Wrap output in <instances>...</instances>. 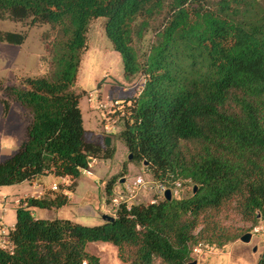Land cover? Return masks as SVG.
I'll return each instance as SVG.
<instances>
[{
	"label": "trees",
	"instance_id": "16d2710c",
	"mask_svg": "<svg viewBox=\"0 0 264 264\" xmlns=\"http://www.w3.org/2000/svg\"><path fill=\"white\" fill-rule=\"evenodd\" d=\"M98 17L125 77L142 81L133 100L115 105L116 131L88 139L83 92L72 87ZM4 18L56 30L51 73L6 87L29 122L25 139L0 160V186L47 174L75 181L91 159L112 158L119 139L134 160L147 162L153 181L186 180L192 189L121 204L114 220L96 225L36 218L31 208H60L67 196H27L15 208L0 264H101L87 250L91 242L113 244L121 264H189L197 245L223 249L252 230L228 222L230 212L252 225L264 218V0H0ZM150 28L154 38L140 58L134 41ZM25 38L0 30V41ZM116 179L105 182L107 195ZM255 264H264V249Z\"/></svg>",
	"mask_w": 264,
	"mask_h": 264
},
{
	"label": "rangeland",
	"instance_id": "374dc122",
	"mask_svg": "<svg viewBox=\"0 0 264 264\" xmlns=\"http://www.w3.org/2000/svg\"><path fill=\"white\" fill-rule=\"evenodd\" d=\"M158 21L159 19L152 21V26L155 27ZM104 25L105 17H98L90 22L87 32L88 47L82 54L76 81L72 87L76 93L83 92L79 107L83 125L90 132L96 131L97 124L101 127L103 120L102 111L97 108L95 95L99 94V97L104 99L108 105L116 98L133 100V94L142 81L140 74L129 79L125 77L121 57L107 38ZM0 30L26 34L23 43L18 45L0 41V160H2L14 152L25 139L26 127L29 122L27 110L7 94L6 87L21 86L25 77H39L51 73L49 41L56 29L49 23L31 25L29 19L15 21L4 18L0 20ZM153 38V28H150L140 40L135 39L134 45L140 58L148 50ZM90 92L93 93L90 97L91 101L88 99ZM5 102L8 103L7 109ZM107 108L109 109V106ZM90 132H88L89 135ZM113 143L116 151L112 158L97 159L98 162L91 159L88 168L81 172L77 180L74 181L71 178L69 181L67 180L68 185L64 181L62 183L60 176L53 174L41 176L42 186L53 197L62 193V189H67L72 198L67 196V204L60 208L42 209L47 212L44 215L45 218H62L86 225H96L102 223L103 214L115 217L116 210L121 204L125 203L124 205L129 209L132 204L152 203L151 201L156 196V188L152 176L145 169L146 164L134 160L132 156L131 159H128L130 153L127 152L126 145L121 140H114ZM124 165L126 171L123 170ZM110 175L117 177L113 185L132 184L136 176L142 175L148 181L149 186L136 191L131 205L118 198V202L115 204L112 195H107L105 192L104 181ZM122 179H124V183L120 182ZM33 181L31 180L30 183ZM24 185L31 189L28 184ZM53 185H57L56 190H52ZM14 187L5 185L1 188L11 190ZM191 189V183H185L183 190L180 191V196L190 195ZM10 200L7 199L4 202L5 194L0 190V210L6 208L5 220H8L9 217L15 219V211L9 203ZM227 221L244 229L261 226L263 231L253 233L248 243L238 239L223 249L215 248V253L212 255L211 252L196 255L197 264H255L257 262L264 248V218L252 225L251 222L243 221L239 216L230 212ZM254 247H257L255 251ZM87 250L96 255L101 264H121L117 248L109 242H91L87 245Z\"/></svg>",
	"mask_w": 264,
	"mask_h": 264
},
{
	"label": "built area",
	"instance_id": "2783aa9c",
	"mask_svg": "<svg viewBox=\"0 0 264 264\" xmlns=\"http://www.w3.org/2000/svg\"><path fill=\"white\" fill-rule=\"evenodd\" d=\"M91 95H93V93L90 92L88 94L89 101H91L90 100ZM99 96H100L99 94L95 95L97 99V108L102 111L101 117L103 120L101 121V129L105 133H112L117 129V122L116 119L112 116V113L115 111L114 110L115 105L120 100L116 98L112 100V103L110 105H108L107 102L104 99L100 98ZM107 106H109V109L107 108ZM185 181L186 180H175L172 181L171 185L154 181L155 182L154 186L156 188V196L153 198L151 202L153 203L157 201L158 198H164L163 193L166 189H170L171 197L179 198L180 191L183 190ZM148 186H149L148 181H146V179H144L142 175H138L135 177L132 184L127 183V184L113 185L112 200L115 204H117L118 199H120L121 201L128 202V204L131 205V203H133L132 199L136 195L135 194L136 191L140 188H148ZM52 189L56 190L57 185H53ZM261 231H263V228L261 226L260 227L254 226L252 227V230L250 232L253 234V233H259ZM213 250H214V246L207 244L206 245L199 244L195 247V252L197 253V255L203 254L204 252H212Z\"/></svg>",
	"mask_w": 264,
	"mask_h": 264
},
{
	"label": "crops",
	"instance_id": "0c3cea01",
	"mask_svg": "<svg viewBox=\"0 0 264 264\" xmlns=\"http://www.w3.org/2000/svg\"><path fill=\"white\" fill-rule=\"evenodd\" d=\"M95 127H96L95 128L96 131H91V132H90V130H88L86 128L88 139H95L100 134H102V132H101L102 129H101L100 125L97 124ZM88 132H90V135L88 134ZM115 140H118V139H115ZM127 152H128V150H127ZM93 160L96 161V162L99 161V160H97L95 158ZM111 176L112 175H110L108 177V179ZM61 178H62V183L64 181V182H66V185H68L67 180L69 181L70 180V177L65 176V177H61ZM106 181H104V184H105ZM123 183H124V181H123ZM24 184H28L29 186H31V189L26 188L27 186L24 185ZM1 187L2 186H0L1 192L3 194H5V201L4 202H6L7 199H9V200L11 199L9 201V203L12 205L14 211H15L16 206L19 205L20 200L23 199V198H25V197H27V196L40 197V196H42L44 194H48V195L52 196V194L49 193V192H47V190L42 186V177H38L37 179H35L33 181V183H30V181H23V182L18 183V184H13L14 189H11V190L10 189H4L3 190V188H1ZM61 192L63 194H65L66 196H68V198L72 199L71 196H70V194L68 193V190L67 189H62ZM42 209H46V208L33 207V208H31V212L34 215V217H36V218L50 219V218H45L46 216H44V215H46L47 212L42 211ZM5 210H6V208H3L2 210H0V246L1 247H7V246H9L8 241H7V238H6V234L14 226V223L16 221V218L14 219V218H10V217L8 218V220L7 219L5 220V217H6ZM47 210H50V208L47 209ZM15 217H16V214H15ZM215 250L216 249L214 248V250L210 254L212 255L213 253H215Z\"/></svg>",
	"mask_w": 264,
	"mask_h": 264
},
{
	"label": "water",
	"instance_id": "95a60500",
	"mask_svg": "<svg viewBox=\"0 0 264 264\" xmlns=\"http://www.w3.org/2000/svg\"><path fill=\"white\" fill-rule=\"evenodd\" d=\"M128 159H131V154L128 155ZM144 164H147L146 161H144ZM124 179L121 180V182H123ZM196 190V186L194 187V191ZM164 199L166 200H171V192L170 189H166L163 193ZM114 220V217L108 214H103L102 215V221H112ZM252 237V233L251 232H246L244 233L241 237H240V241L244 242V243H248L251 240ZM257 249V247H254L253 250L255 251ZM189 264H197V260H193L192 262H190Z\"/></svg>",
	"mask_w": 264,
	"mask_h": 264
},
{
	"label": "clouds",
	"instance_id": "9594fccd",
	"mask_svg": "<svg viewBox=\"0 0 264 264\" xmlns=\"http://www.w3.org/2000/svg\"><path fill=\"white\" fill-rule=\"evenodd\" d=\"M53 190V189H52Z\"/></svg>",
	"mask_w": 264,
	"mask_h": 264
}]
</instances>
